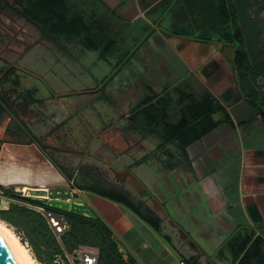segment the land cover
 <instances>
[{
    "label": "crops",
    "instance_id": "0c3cea01",
    "mask_svg": "<svg viewBox=\"0 0 264 264\" xmlns=\"http://www.w3.org/2000/svg\"><path fill=\"white\" fill-rule=\"evenodd\" d=\"M87 3L109 21L112 33L108 39L111 47L106 43L103 50L83 53L87 63L91 59L89 65L98 72V78H94L87 71V79L92 80L93 86L79 87L68 82L77 81L73 75L85 71L80 66V55L71 50H52V45L47 44L52 34L40 32L39 36L36 28L27 26L24 19L7 13L0 15V186L17 195L28 188H39L38 184L44 189L64 188L77 193L110 230L121 251L134 259L133 264H179L181 261L237 264V238L232 234H238V229L234 228L264 241V146H252V140L264 139V120L252 106L253 101L236 99V92L229 88L222 91L223 77L234 70L222 55V46L209 45L212 42H203L197 36L175 33V24L183 17L179 12L185 11L186 0H87ZM181 24H185L184 19ZM33 35L40 39L39 49L27 48V40L34 38ZM122 51L123 58L119 59ZM48 56L56 58L54 63L58 67L53 66ZM32 58L36 65L45 67V73L59 75L57 83L44 82L41 75L28 70L27 60ZM99 63L103 64L100 68ZM178 66L186 67L187 71H181L175 78ZM189 74L197 80L191 86L183 83ZM28 77L44 82L47 88L30 83ZM194 90L198 96L193 101L186 100L187 92ZM220 92L224 93L218 96ZM206 94L214 100V113L209 118L194 120L188 108L193 106L198 110L202 105L196 103L201 104ZM241 102H248L253 109L236 121L232 112ZM147 107H152L151 117L146 115ZM75 112L78 114L74 116ZM76 117L82 121L83 133L71 129ZM185 120L189 124L186 130L194 127L197 139L189 145L184 143L183 147L172 142L163 146L164 139L176 131L173 128ZM76 134L84 137V142L89 141L91 151L99 144L107 148L116 168L130 167L146 195L166 213L162 234L124 206L73 186L83 169L76 162L89 166L87 158L72 159L65 152L71 148L68 140L76 139ZM191 135L187 134V139ZM240 139L244 142L252 139L246 145L240 141L241 162L237 166L220 167L222 155H233L230 150L240 144ZM162 148L171 149L174 154L167 164L154 158ZM136 169L145 170L149 178L146 184L134 174ZM105 171L109 177L108 180L104 176L107 183L115 185L106 167ZM122 188L139 199L127 186ZM183 199L192 203L185 207L188 212L203 210L210 215L211 227L208 233L202 234V239L223 234L222 215L232 229L230 236L235 247H225L217 238L207 252L193 243L194 251L182 242L176 228L169 225L170 218L164 207L170 203L183 208ZM141 200L150 207L147 198ZM11 202L12 199L3 196L0 208L6 209ZM237 211L242 212V219ZM56 262L63 264L60 259Z\"/></svg>",
    "mask_w": 264,
    "mask_h": 264
},
{
    "label": "trees",
    "instance_id": "16d2710c",
    "mask_svg": "<svg viewBox=\"0 0 264 264\" xmlns=\"http://www.w3.org/2000/svg\"><path fill=\"white\" fill-rule=\"evenodd\" d=\"M30 1V0H27ZM186 0L185 10L188 12L194 11L195 16L192 17L194 23L198 18L201 20L206 15L207 7L205 0ZM211 8L210 27L206 33H200L196 39L203 42H211L212 37L216 35L215 41L217 44L224 46L235 47L236 59L230 63L235 67H245L248 70L249 58L245 50V40L242 36L241 29L237 25V18L234 9L229 6L230 0H209ZM4 5H8V0H1ZM68 0H40L38 3L31 0L32 9L28 12L33 15L22 13L13 9L18 17L23 18L28 24L34 27L44 26L50 33L57 36H76L81 34H90L91 23H85L84 18L77 13H73V9L68 5ZM35 11V13H34ZM185 24H181L182 27ZM229 22V24H228ZM180 25V26H181ZM220 27L223 28V33H220ZM176 34L184 36H193V33L178 32ZM109 44L111 42L108 40ZM90 50H98L95 44H91ZM105 50V49H104ZM255 77V76H254ZM17 84V82L15 83ZM202 105L198 110H194L191 106L188 108L192 113V118L195 120L203 117L209 118L214 113V100L210 94H206L203 98ZM258 100L252 102V106L260 114L264 120V97H258ZM148 101V100H147ZM145 101V103H147ZM149 102V101H148ZM144 103V104H145ZM262 107V108H261ZM152 107H147L145 111L148 117H151ZM158 112L157 108L154 109ZM192 120V121H194ZM188 122H179L173 129L172 135L165 138L163 146L169 142L179 143L182 147L189 145L197 139V134L194 133V127L186 130ZM191 137L187 139V135ZM168 161L172 160L173 153L166 151ZM73 186L84 192H88L99 197L108 199L116 204L124 206L131 213L137 216L140 220L145 222L156 233L162 234L163 219L154 214L141 199L134 197L129 191L122 187L109 185L106 178L102 174L97 173L93 169H81L78 178L74 179ZM0 192L3 196H9L12 202L9 203L6 209L0 208V221L10 226L13 232L20 237L23 244L28 245V250L33 259L38 264H56L57 259L62 260L63 264H68L65 254L70 255L72 251L79 245L94 248L98 252L96 264H133L134 259L122 253L118 241L112 235L110 230L98 219L90 220L85 217H77L71 214H61L69 226L68 230L57 237L52 229L47 224L45 217L42 213L38 212L34 204L27 203L18 198V195L12 191L8 194L6 189L0 186ZM5 194V195H4ZM30 206V207H27ZM42 208V207H41ZM45 209V208H44ZM50 210V209H46ZM58 213L54 210H50ZM168 240L166 236H163ZM59 240H58V239ZM237 245L236 254L239 257L237 264H264V241L261 237L246 236L243 239L238 236L236 241Z\"/></svg>",
    "mask_w": 264,
    "mask_h": 264
},
{
    "label": "rangeland",
    "instance_id": "374dc122",
    "mask_svg": "<svg viewBox=\"0 0 264 264\" xmlns=\"http://www.w3.org/2000/svg\"><path fill=\"white\" fill-rule=\"evenodd\" d=\"M39 1L40 0H33V2L35 3H38ZM200 1H203V0H200ZM197 2L198 0H194L192 3V6L194 5V3H197ZM209 2H210L209 0H205V4H206L208 11H206L205 13L206 16L204 18H202L201 20H199L200 18H198L197 22L200 21V23L198 24L194 23V20L192 19V17L195 16V13L193 10H191V12L190 11L187 12L186 10L183 13L179 12L180 14H182L183 17L182 19H178L177 24H175L176 31L177 30L178 32H186V31L188 32L189 31V33H193V36H198L200 35V33L201 34L206 33V31L209 30V27H210L209 24H210V19H211L210 16H211L212 7L210 6ZM67 3L73 9V13H77L78 15L84 18L85 23L87 24L91 23L90 25L91 33L90 34H81V35L68 36V37L59 36V37L54 38L53 37L54 34L50 33V31H48L44 26H41V27L33 26V27L36 28V33L39 36H40L39 34L40 32L41 34L46 32L48 34L53 35V36L50 35L52 37V40L50 42H47L48 45H52L51 47L52 50H55V49L59 51L71 50L73 53L80 55L78 59L80 60L81 69L82 71L84 69L85 71L83 72L85 73L81 72L78 75H73L76 78H78V80L77 81L69 80L68 82L70 85H72L73 83L74 85H77L79 87L88 86V85L93 86V83H91L92 80L90 82L87 79V71H90L93 74L94 78L95 77L98 78L97 76L98 72L96 73V68H92L91 65H89V63L91 62V59H89V62L87 63L88 58H86V56H83L85 55L83 53L91 49V44L92 45L95 44L96 48L99 51L103 50L106 43L108 44V46L110 45L108 42V39L112 35V33L110 30V26H108L109 21L105 20V18L102 15H100L97 11H94V9H90L88 7L87 0H68ZM8 5L9 6L4 5V3L1 2L0 0V15L7 13L12 16H18L13 11V9H15L22 13L27 12V14L33 17V15L28 12L30 9H32L31 0L30 1L8 0ZM186 6L188 7L189 5L186 4ZM229 6L235 11L236 18L238 19L237 25L241 29L242 36L245 40V50L248 54V58L250 62H249L248 70L244 66L235 67L233 72H231V74L225 75L223 77V80H222L223 90L222 91H226V89L229 88L232 91L236 92V96H235L236 99H246L248 101H255V100L259 101L258 97L259 98L262 96L264 97V0H230ZM183 19H186L188 24L184 25L181 28L180 26H178V24L179 23L181 24V21ZM28 25H31V24L27 23V26ZM219 29H220V33L222 34L223 28L220 27ZM115 31H117V29H115ZM27 35L29 34L27 33ZM215 37L216 35L212 37L213 39L211 41L212 43L209 45H218L217 42L214 40ZM39 41L40 39L38 37L37 38H35V36L34 38L32 37V39L27 40V48L31 47V49L32 48L39 49L40 48V45L38 43ZM234 46L236 47V44H234ZM59 47H61L62 49H59ZM235 47L233 48L235 49ZM118 55H119V59L123 58V51L122 53L119 52ZM48 57L51 59V61H53V66L58 67L57 63L56 62L54 63V61H56V58L54 56H48ZM74 60L75 59H73V61ZM65 61H70V59L66 58ZM100 66H103V64L101 65L99 63L98 67L100 68ZM63 68H66V67L64 66ZM27 69L32 70L33 74L41 75L42 79H45L44 82H46L47 80L48 82L57 83V78L59 77V75H56V74L53 75L52 72L45 73V70H44L45 67H43L41 64L36 65L34 58L27 60ZM102 71H103V68H102ZM102 71L100 72L102 73ZM181 71L186 72L187 71L186 67L178 66L176 68V73L173 76L175 78H178L180 74L182 73ZM62 74H65V73H62ZM183 80H184L183 83L187 84L188 86L189 85L191 86L192 83H194V81H197L194 79L193 75H190V74L187 77L183 78ZM27 81H29L30 83L34 85H43V87H46L44 82L40 83V81H38L37 79H34L33 77H30V78L28 77ZM1 92H3V90H1ZM187 93L188 94H186L187 95L186 100L189 99L190 101H193L194 96L196 97L198 96V91H195V90L188 91ZM209 93L211 92L209 91ZM221 93H224V92L218 93V96L221 95ZM169 95L170 97H173L172 93H169ZM251 109H253V107L248 102L247 103L241 102V104L233 110L232 114H234L235 120L239 121L240 119L245 118V116H247L249 112H251ZM27 114H29L28 107H27ZM73 114L75 116L76 114H78V112H75ZM236 117H239V119H236ZM78 118L79 117H76V120L75 122H73L71 129L73 131H76V133H78L79 130H81V133H83L82 131H84L85 129L83 128V125L81 123L82 121L79 120ZM64 123L66 124V121H64ZM65 133H66L65 130L62 129V134L64 136L66 135ZM76 136H77L76 139L79 140V137H78L79 135L76 134ZM241 139L239 140V142L241 141ZM251 140L252 139H245V142H248ZM241 142H244V140H242ZM241 142L240 144L233 146V148L230 150L233 153V155H229V154L222 155L219 161L220 167H227L230 165L237 166V164L241 162V156L238 153V149L241 150ZM245 142L243 143L244 145H246ZM253 143H255L256 145H253ZM252 146H255V147L264 146V139L256 138L252 140ZM80 148H82V146ZM94 150L97 152L98 151L102 152V150H98L97 147L95 149H92V151ZM166 151L169 153H173L171 149L162 148L159 153H157L158 150L155 151L157 153L155 154V157H154L155 160H162L163 162L166 163L167 161L166 160L167 158L165 157ZM88 164L90 166L91 164L96 165L98 167L97 169L101 171L105 175V177L109 180L107 172L103 170L102 168H100L99 164L94 163V162H88ZM133 172L136 176L141 178L140 179L141 181L143 180L142 182H144L145 184L146 182H148L147 180L149 178H147V173L145 172V170L136 169ZM61 185L64 187L67 186L66 183H62ZM11 191L13 192V190L7 189L6 193L9 194ZM167 193H169V191H167ZM5 197L10 199L9 196H5ZM182 204H183V208L185 209V211L183 208L178 207V205L173 206L170 203H167L165 205L166 207L164 208L165 210H167L166 212L170 220L179 226V228L189 237L192 243H194L196 246L200 248H203V250L206 252L209 247L214 246L217 238L221 241V244L224 245L225 247L229 245L230 246L232 245V247H235L234 240L232 241L231 236H230L231 235L230 232L232 229L229 227L227 223H225V219L222 215L220 216L221 218L220 220L223 224L221 223L220 230L223 229L222 230L223 234L219 236L217 233H215L210 239H205V238L202 239V234L208 233L207 229H210L211 227L208 225V221H210L209 219L210 215H206L207 213L204 212L203 210L202 211L193 210L191 211V213L188 212L189 210L185 207L186 205L189 206L190 204H192L190 201L185 202V200L183 199ZM27 207H30V206L27 205ZM237 214L239 215L240 219H242V212L237 211ZM234 229L235 231L238 229V234L234 232L232 234V237L237 238L238 237L237 235H239L243 239L244 237H246V235L248 236V234L250 233V232H244L243 229L241 230L240 228H234ZM217 230L219 231V229ZM122 253L124 252L122 251Z\"/></svg>",
    "mask_w": 264,
    "mask_h": 264
},
{
    "label": "water",
    "instance_id": "95a60500",
    "mask_svg": "<svg viewBox=\"0 0 264 264\" xmlns=\"http://www.w3.org/2000/svg\"><path fill=\"white\" fill-rule=\"evenodd\" d=\"M222 55L228 63H233L236 59V51L231 46H224L222 48ZM110 173L111 180L116 186H127L131 189L139 199L147 198L150 203V210L159 215L162 219H167L163 208L155 200L146 195V190L130 170H118L112 166H107ZM18 198L27 203L34 204L35 207H42L45 209L54 210L58 213L71 214L77 217H85L90 220H97V215L87 205V203L77 193H73L64 188H48V189H26L22 194H18ZM169 225L176 228L179 239L192 247L193 246L187 236L177 229L176 225L170 220H167ZM0 264H23L10 245L5 239L0 238Z\"/></svg>",
    "mask_w": 264,
    "mask_h": 264
},
{
    "label": "built area",
    "instance_id": "2783aa9c",
    "mask_svg": "<svg viewBox=\"0 0 264 264\" xmlns=\"http://www.w3.org/2000/svg\"><path fill=\"white\" fill-rule=\"evenodd\" d=\"M39 188L37 189H44L43 185L38 184ZM25 190H22L19 192V194H22ZM73 191L78 192L76 189H73ZM0 198H3L2 192H0ZM38 212L42 213V215L45 217L47 224L52 229L53 233L59 237L63 233H65L69 226L67 224V221L65 218L59 214L55 213L50 210H46L41 207L35 208ZM65 258L68 262V264H96L97 258H98V252L96 249L88 247V246H77L70 255H65ZM56 264H59L55 262ZM179 264H184V262H180Z\"/></svg>",
    "mask_w": 264,
    "mask_h": 264
},
{
    "label": "flooded vegetation",
    "instance_id": "af4514ba",
    "mask_svg": "<svg viewBox=\"0 0 264 264\" xmlns=\"http://www.w3.org/2000/svg\"><path fill=\"white\" fill-rule=\"evenodd\" d=\"M79 141H77V139H69V146L71 147L70 149L66 150L65 152L69 155H71V158L72 159H84V158H87L89 162H94V163H97L99 164L100 168H102L103 170H105V167H107L108 165L109 166H112L114 167L115 169H118V170H130V167H121V168H116L113 164H112V160H113V156L112 154L110 153V151L105 148L102 144H99L97 147L98 150H102L101 151H91L90 148L88 147V142H84V137H80L79 138ZM82 146V148H80ZM166 155V154H165ZM149 156V155H147ZM166 158H168V156L166 155L165 156ZM145 158V157H144ZM166 163L163 162L162 160H157L159 163L161 164H167L169 161L168 159H166ZM76 165L78 167V165L80 166L79 168H82L83 169H93L95 170L96 172L102 174V176H105L101 171H99L97 168L96 165L94 164H91V166H86V165H82V162L78 161L76 162ZM97 169V170H96ZM131 171V170H130ZM107 180V179H106Z\"/></svg>",
    "mask_w": 264,
    "mask_h": 264
},
{
    "label": "bare ground",
    "instance_id": "6f19581e",
    "mask_svg": "<svg viewBox=\"0 0 264 264\" xmlns=\"http://www.w3.org/2000/svg\"><path fill=\"white\" fill-rule=\"evenodd\" d=\"M0 238L5 239L10 245L16 255L19 257L23 264H37L35 259L31 257L26 244L21 243L18 237L10 226L0 221Z\"/></svg>",
    "mask_w": 264,
    "mask_h": 264
}]
</instances>
